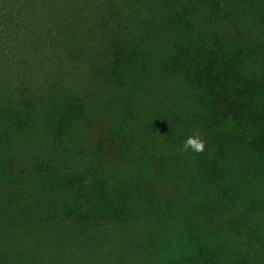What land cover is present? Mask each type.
I'll use <instances>...</instances> for the list:
<instances>
[{
  "label": "rangeland",
  "instance_id": "1",
  "mask_svg": "<svg viewBox=\"0 0 264 264\" xmlns=\"http://www.w3.org/2000/svg\"><path fill=\"white\" fill-rule=\"evenodd\" d=\"M183 12L191 39L226 40L243 52L245 74L264 76V0H0V111L25 122L10 130L0 117V264H264V157L237 147L214 156L192 85L167 66L186 42L168 20ZM117 44L128 60L120 69ZM65 117L54 156L48 122ZM188 138L203 151L185 150ZM99 141L111 188L121 175L133 187L157 165L162 185L151 195L172 204L154 210L126 189L121 225L64 220L93 204L65 187L52 199L34 164L80 173ZM207 159L223 170L212 185L198 170Z\"/></svg>",
  "mask_w": 264,
  "mask_h": 264
},
{
  "label": "trees",
  "instance_id": "2",
  "mask_svg": "<svg viewBox=\"0 0 264 264\" xmlns=\"http://www.w3.org/2000/svg\"><path fill=\"white\" fill-rule=\"evenodd\" d=\"M218 7L216 6V10ZM168 21L172 26L171 29L179 33L183 39L185 38L186 42L183 40V43H178L175 49L176 56L167 66L181 73L192 85L198 110L197 120L213 145L214 156L224 158L226 151L237 147L248 151L249 154L264 157V76L245 74L243 52L233 53L234 48L226 45V40L221 41L220 38H216V42L209 45L204 41L198 42L191 39L193 25L190 24L187 13L175 14L172 20ZM112 51V65L118 69L127 66L126 50L117 44ZM1 116L9 124L10 130L20 128L25 123L18 112L5 115L0 111ZM25 116L30 122L27 113ZM48 126L53 145L52 153L55 156L59 151L61 139L70 126L69 119L65 117L58 122L51 120ZM8 132L12 134L11 131ZM102 143L103 141L97 143L96 156L91 163L77 174L62 175L57 172L51 160L47 159L34 164V175L44 180L38 184L45 189V193L52 195V199H55V192L65 187L68 191L79 195V201L87 195L89 203L93 204L91 211L87 214L80 213L78 208H69L74 212L77 211L78 214L63 213L64 220L72 221L71 216H75L73 221L78 223L76 226L84 228L88 225L97 227L100 223L106 226L121 225L129 212L128 207L124 205L126 202L119 199L123 196L120 195V191L126 189L129 190L126 196L134 193L138 200H142L154 210H160L162 206L169 207L172 204L173 197L170 195L164 197L162 201H158L155 199L156 196L151 195L156 186L162 185L157 165L151 167L154 170L150 175L151 178L140 182L138 180L131 187L133 184L121 175L115 182V186L111 188L108 184V175L103 172L108 156ZM198 170H201V174L211 185L217 183L216 180L223 176V170L216 166V160L203 162ZM168 189L176 193L174 196L180 204L184 201L189 207L196 208L186 195L174 191L173 187ZM55 206L58 209L66 208L65 205L60 204ZM56 216L46 218L50 220L54 218L50 221L53 223L64 221L57 219L58 217L55 218Z\"/></svg>",
  "mask_w": 264,
  "mask_h": 264
},
{
  "label": "clouds",
  "instance_id": "3",
  "mask_svg": "<svg viewBox=\"0 0 264 264\" xmlns=\"http://www.w3.org/2000/svg\"><path fill=\"white\" fill-rule=\"evenodd\" d=\"M185 150L191 148L193 151L202 152L204 149L203 143L196 139L188 138L184 145Z\"/></svg>",
  "mask_w": 264,
  "mask_h": 264
}]
</instances>
